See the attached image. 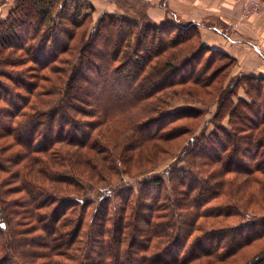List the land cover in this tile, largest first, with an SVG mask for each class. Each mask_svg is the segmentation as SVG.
I'll return each mask as SVG.
<instances>
[{
	"label": "trees",
	"instance_id": "1",
	"mask_svg": "<svg viewBox=\"0 0 264 264\" xmlns=\"http://www.w3.org/2000/svg\"><path fill=\"white\" fill-rule=\"evenodd\" d=\"M111 1L123 12L101 13L88 35L83 27L96 10L90 0H20L0 19V162L13 149L12 176L21 183L6 188L0 176V264H264V246L247 250L264 237V215L257 212L264 209V76L239 74L216 89L217 122L230 113L231 128L218 124L190 137L184 164L170 172V194L163 193L162 177L144 178L136 199L131 188L116 193L124 205L112 218V190L100 188L85 240L89 202L64 195L62 145L80 148L70 163L81 179L92 178L91 168L103 179L111 169L118 173L117 161L125 171L147 172L169 152L164 143L193 132L203 114L194 106L170 110L171 102L199 94L188 85L210 89L223 71L214 67L215 50L203 43L196 23L155 22L148 0H138L141 7L135 0ZM77 29L81 39L72 44ZM22 49L39 67L74 56L60 102L53 87L38 90L25 73L9 69L19 65ZM221 55L231 59L225 69L236 63ZM245 84L253 102L234 104ZM252 112L256 118L247 117ZM81 115L95 120L87 124ZM181 119L194 123L184 127ZM104 121L122 124L121 136L111 133L117 151L94 138ZM3 162L0 172L7 169ZM18 192L25 194L8 200ZM235 217L236 224L223 221Z\"/></svg>",
	"mask_w": 264,
	"mask_h": 264
},
{
	"label": "rangeland",
	"instance_id": "2",
	"mask_svg": "<svg viewBox=\"0 0 264 264\" xmlns=\"http://www.w3.org/2000/svg\"><path fill=\"white\" fill-rule=\"evenodd\" d=\"M6 1H9V0H0V10L3 9V6H6L7 8L6 10L9 13L5 17L0 16V19L6 18L20 2V0H10V3H9L10 5L7 6L4 4V3H7ZM135 1H136V4L139 7H141L142 2L138 0H135ZM260 2L262 5L261 6L262 8L258 11H254V10H251V0H247L246 5H245V13L247 14L246 16L247 18H250L251 16H254V15H260L264 12V0H260ZM113 3L116 4V7H117L116 12L114 13H119V12L122 13L123 10L121 9V7H119V5L115 2ZM148 10H149V7L147 8V13L149 12ZM104 12H108V11H104ZM94 13L86 19L84 27H83L87 29L88 31L87 35L88 33L92 31V29L94 28L98 20V17L103 12H101L98 16L94 15ZM15 14L18 15L17 11L15 12ZM82 30L83 29L76 30V35H75V38L72 40V44L79 43L81 39ZM28 46L29 45H25L26 48ZM214 50H215L214 56L216 57V59H218V63H215L214 67L216 66L218 67L219 65L223 66V71H225V74L223 71L219 73L218 78L215 80V82L211 84L210 89H202L192 84L188 85L189 87H191L192 91L198 90L199 94L193 96V93H192V95L181 96L179 98H176L178 101L171 102L172 106L170 107L171 108L170 110H173V111L191 108L193 106L194 108L200 109L203 114L200 117V119H198L195 122V125L196 124L198 125L195 126L193 132L191 131L187 135H184L183 138L179 140H175L172 143H167V142L164 143V145L169 148V152L171 153L168 152L162 155L163 156L162 159L157 163V165L155 166L151 165V167H149L148 169L149 171L144 172V173L141 171L140 172L135 171L134 173L128 172V171H125L126 170L125 166L123 164H120L119 161H117L115 165L117 166L118 173H116V171H113L111 169L109 172L105 173V177L103 179V178H100L97 172L91 168L92 178H89L88 174L85 173L83 179H81L80 176L78 175V171L74 168V165L70 163L71 161H75L78 158L80 148L78 146L71 145L69 143H65L62 145L65 149L64 150L65 151V166L61 168L60 170L65 171L64 178L66 181L60 184L64 189V195L73 196L75 197V199H81V200L85 199V201L89 202V206L88 207L86 206L88 209H87V214L85 217V222H84V227H83L84 235H86L85 237L86 241H87V234L91 232L92 219L94 218V214H95L96 207H97V202L100 200L99 192L101 191V189L109 188L112 190V195L110 196V201H111L110 216H112V218L118 217V214H119L118 210L120 207L124 205V202L116 195V193L120 190L131 188L134 190L133 198L136 199L138 197V193L140 190V181L144 180V178H150L153 175L156 176L155 178L162 177L166 183L164 185L167 186L166 188H164L163 193L170 194L171 193V189H170L171 182L169 180L170 175H171L170 172L172 168H174L176 165L184 164V162L180 160V157L182 158V149L185 145H188V141L190 137L196 136V134H199L201 131H206L208 134L214 129H216L218 124H222L228 128H231L230 113H227L226 116L224 117L221 116V118L223 119L220 120L221 122L219 123L217 122L220 117H218L217 115V106H218L217 96L218 94H217L216 89L219 87L226 86L233 80L235 76L239 74H234L233 72L236 63L233 64L232 66H227V68L225 69L226 65L231 63V59L222 56L221 54H223V51L219 49H214ZM16 56L21 59V61L19 62V65L15 67H9V69L16 71V73L17 72L25 73L27 75L26 79L30 83L36 82L37 85L35 88L38 90H40V87H45V88L53 87L54 89H56L57 92H59V94L55 96L54 102H57V103L60 102L61 99L59 98V96L61 95V91H62L61 89L64 88L63 81L67 82L66 80L69 74L75 68L74 56H72L69 53H65L61 55L59 61L52 63V65L48 67H39L35 65L34 62L30 61V57L28 56L26 51L23 49L17 50ZM212 69L213 68H211V71ZM18 77L22 79L25 78L24 76H18ZM51 82L54 84H52ZM206 90L208 91L212 90V94L209 95L208 93H206ZM241 99L246 100L248 102H253V98L248 94L247 84L242 85L241 87L238 88V93L233 97L234 104L236 103L238 104ZM248 115L249 117L250 115L255 117L253 112L247 113V117ZM81 118L84 119L85 122H87V124H89L88 123L89 120H95V118H93L92 116H88V115L86 116L81 115ZM191 122L194 123V121L190 119H181L179 124H183L184 127L186 126L188 127V125H190ZM85 126L87 129L90 130V127H91L90 125L87 126L85 124ZM121 128H122V124L120 122L104 121L96 129H93L94 138L97 137L98 139H100L104 144L108 145V148L115 149V145H114V141L112 140L111 133H113L115 136H118V135L121 136L122 134ZM243 133L249 134V130L243 131ZM94 138L93 140H95ZM8 141L10 143L12 142V139L9 138ZM170 144L173 146L172 148L169 147L171 146ZM175 149L177 150L174 151ZM12 152H13V149L5 152L4 158H7L8 161L3 160L4 162L1 161L0 163L3 162V165L6 166L7 169L5 168L6 170L1 171L0 176L3 180L5 179V181L8 182V184H6L7 185L6 188H11L12 186H15L17 187L16 189H19L21 188L20 181H17L12 176V173L17 169V167H15L9 161ZM83 168L85 172H87L90 169V167H86V166H84ZM258 175H261V174H258ZM80 185H83L84 188L86 189V192L84 195H80L79 191H77V188ZM90 186H96L98 190L93 191V189H89ZM24 194H25L24 192H18V193L11 194V196L7 198L8 200H17L21 198ZM219 200H222V198H219ZM213 202H218V201H213ZM234 202L235 201H229V200L226 201V203H229V204L234 203ZM17 208L20 209L21 207H17ZM257 212H258V215H261V214L264 215V209L259 210V211L257 210ZM223 221L228 223L229 225H233L239 222V217L224 219ZM31 224H35V222H30L27 226H30ZM37 232L38 231H35V234H37ZM263 246H264V237L261 240H257L253 245H251V247L247 248V250L250 251V253L251 252L253 253L254 251H257L258 249H261ZM2 250L3 248L1 246L0 256L3 255ZM41 262L42 261H38L36 264H39Z\"/></svg>",
	"mask_w": 264,
	"mask_h": 264
},
{
	"label": "crops",
	"instance_id": "3",
	"mask_svg": "<svg viewBox=\"0 0 264 264\" xmlns=\"http://www.w3.org/2000/svg\"><path fill=\"white\" fill-rule=\"evenodd\" d=\"M94 15L116 12L110 0H90ZM148 15L155 22L175 19L198 25L204 44L236 60L234 74L264 75V12L247 18V0H148ZM5 5H10V0ZM6 6L0 16L9 12Z\"/></svg>",
	"mask_w": 264,
	"mask_h": 264
},
{
	"label": "built area",
	"instance_id": "4",
	"mask_svg": "<svg viewBox=\"0 0 264 264\" xmlns=\"http://www.w3.org/2000/svg\"><path fill=\"white\" fill-rule=\"evenodd\" d=\"M261 6L260 0H251V10L258 11L262 8Z\"/></svg>",
	"mask_w": 264,
	"mask_h": 264
}]
</instances>
